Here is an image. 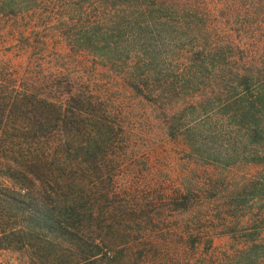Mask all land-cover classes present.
Returning a JSON list of instances; mask_svg holds the SVG:
<instances>
[{"label":"trees","instance_id":"16d2710c","mask_svg":"<svg viewBox=\"0 0 264 264\" xmlns=\"http://www.w3.org/2000/svg\"><path fill=\"white\" fill-rule=\"evenodd\" d=\"M98 70L150 110L160 178ZM4 252L264 264V0H0Z\"/></svg>","mask_w":264,"mask_h":264},{"label":"rangeland","instance_id":"374dc122","mask_svg":"<svg viewBox=\"0 0 264 264\" xmlns=\"http://www.w3.org/2000/svg\"><path fill=\"white\" fill-rule=\"evenodd\" d=\"M92 79L95 81V90L106 93L107 96L116 100V102L126 111L129 123L134 129L135 144L140 150H145L149 154L150 164L157 169L156 174L159 178L162 176V165L169 162V147L163 149L157 143L160 138L155 129V121L151 112L139 100L132 97L129 92L124 89L119 82L112 79H106L101 75L99 70L91 73ZM0 264H25L23 260L17 259L14 254L4 252L0 254Z\"/></svg>","mask_w":264,"mask_h":264}]
</instances>
